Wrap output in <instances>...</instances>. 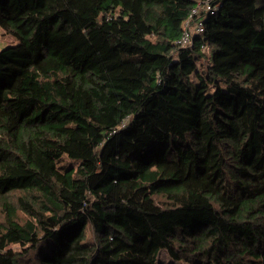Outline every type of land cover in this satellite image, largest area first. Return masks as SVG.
Here are the masks:
<instances>
[{
	"label": "trees",
	"instance_id": "1",
	"mask_svg": "<svg viewBox=\"0 0 264 264\" xmlns=\"http://www.w3.org/2000/svg\"><path fill=\"white\" fill-rule=\"evenodd\" d=\"M200 1L0 0V264H264V0Z\"/></svg>",
	"mask_w": 264,
	"mask_h": 264
},
{
	"label": "built area",
	"instance_id": "2",
	"mask_svg": "<svg viewBox=\"0 0 264 264\" xmlns=\"http://www.w3.org/2000/svg\"><path fill=\"white\" fill-rule=\"evenodd\" d=\"M217 10L218 7L211 4L209 0L198 2L184 23L182 35L177 41L178 44L182 47L191 48L194 45L196 35H201L205 30V17L214 15ZM202 62H204L203 59Z\"/></svg>",
	"mask_w": 264,
	"mask_h": 264
},
{
	"label": "rangeland",
	"instance_id": "3",
	"mask_svg": "<svg viewBox=\"0 0 264 264\" xmlns=\"http://www.w3.org/2000/svg\"><path fill=\"white\" fill-rule=\"evenodd\" d=\"M17 44H19V40L13 34L7 33L5 30L0 31V50L4 49L6 47H9V46H15ZM203 61H204V65H207V62L205 60H203ZM200 66H201V64H200ZM89 237H91V232H89ZM30 256L34 257V254H31ZM158 262L170 264L173 262V259L170 257L167 250L163 249L160 251V253L158 255ZM174 263L175 264H186L183 261L174 262Z\"/></svg>",
	"mask_w": 264,
	"mask_h": 264
}]
</instances>
